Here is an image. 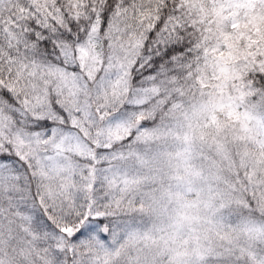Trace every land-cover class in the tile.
I'll list each match as a JSON object with an SVG mask.
<instances>
[{
  "label": "snow or ice",
  "instance_id": "1",
  "mask_svg": "<svg viewBox=\"0 0 264 264\" xmlns=\"http://www.w3.org/2000/svg\"><path fill=\"white\" fill-rule=\"evenodd\" d=\"M0 264H264V0H0Z\"/></svg>",
  "mask_w": 264,
  "mask_h": 264
}]
</instances>
